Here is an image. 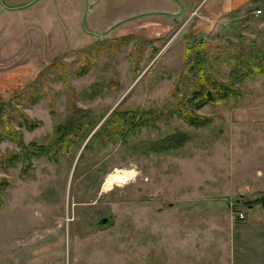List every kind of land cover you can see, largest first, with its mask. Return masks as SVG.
I'll use <instances>...</instances> for the list:
<instances>
[{
    "label": "rangeland",
    "instance_id": "374dc122",
    "mask_svg": "<svg viewBox=\"0 0 264 264\" xmlns=\"http://www.w3.org/2000/svg\"><path fill=\"white\" fill-rule=\"evenodd\" d=\"M30 1H0V119L11 127L0 141V181L8 184L0 195V264L213 263L236 223L264 214L254 201L264 195V75L235 83V97L189 105L210 118L200 128L164 108L191 93L189 44L207 41L209 73L221 81L244 53L236 42L264 46V18L252 13L264 0H180L182 10L176 0ZM150 11L176 14L146 13L91 34ZM82 65L87 70L73 74ZM149 108L164 113L156 129L86 145L113 110ZM75 109L97 121L80 146L33 157L27 169L2 160L19 149L11 135L45 141ZM175 128L192 135L183 147L142 149ZM120 172L134 176L110 182ZM240 211L244 221L232 215Z\"/></svg>",
    "mask_w": 264,
    "mask_h": 264
},
{
    "label": "trees",
    "instance_id": "16d2710c",
    "mask_svg": "<svg viewBox=\"0 0 264 264\" xmlns=\"http://www.w3.org/2000/svg\"><path fill=\"white\" fill-rule=\"evenodd\" d=\"M234 9V8H233ZM237 10H235L236 14ZM262 18L264 16L262 15ZM237 22V21H236ZM125 42V40L123 41ZM205 39H198L195 43L189 44V49L192 50L189 55L190 64L189 71L192 76L196 78L192 81V89L188 98H182V100L176 99L174 104H169L165 107L166 114L174 115L185 121L188 125L194 128H200L207 125L210 122V118L200 117L194 114L188 108L189 105L194 104L195 107H201L207 100L221 102L229 97L237 96L240 91L235 87V83L244 81L245 79L254 75H264V46H261L256 40L236 42L234 50H244L235 57L236 64L229 71L228 81H221L212 76L211 71V57L203 51L202 47ZM226 47V46H224ZM229 52V49H226ZM230 53V52H229ZM75 63L72 62V64ZM56 69L66 74V71L59 70L65 67L64 63L57 62ZM48 70L53 66H46ZM45 67V68H46ZM43 68L42 71L45 69ZM87 65L80 66L73 74L81 75L87 70ZM190 80V77L186 78ZM33 84V83H32ZM32 84H29L30 86ZM211 89L212 95L208 96L207 92ZM201 95L200 99L197 97ZM35 96L32 102L35 101ZM182 105V106H179ZM157 108L149 109H125L113 110L107 118L100 124V126L91 133L88 138L87 144H91L95 139L98 144L110 143L115 140L121 142H127V140L145 129H156L158 127L157 121L164 118L162 110ZM1 116L0 119V141L5 137H9L11 134V127ZM97 121L92 118H88L87 109H75L73 114L63 123H60L54 128L53 135L47 138L45 141L32 140L27 144H24L22 140H15L12 135L10 140L15 141L18 146V151L9 153L2 160L10 166L16 165L18 162H24V168L27 169L32 166L31 159L33 157L40 156H54L56 151L70 149L73 145L76 146L83 142V140L89 135L92 129L95 128ZM192 138L188 132L175 128L163 135L156 136L152 139L141 142V147L146 152L165 153L177 150L184 146ZM8 184L4 181H0V195L2 189ZM254 201L259 202L260 206L264 209V195L259 198H255ZM3 203L0 198V208ZM238 221L242 220L236 218Z\"/></svg>",
    "mask_w": 264,
    "mask_h": 264
},
{
    "label": "crops",
    "instance_id": "0c3cea01",
    "mask_svg": "<svg viewBox=\"0 0 264 264\" xmlns=\"http://www.w3.org/2000/svg\"><path fill=\"white\" fill-rule=\"evenodd\" d=\"M232 215L236 216L235 213ZM244 219L245 213L242 220ZM188 243L186 240V246ZM195 252L198 253L199 250ZM207 264H264V214L256 213L250 221L240 226L236 223L230 243L226 242L224 245L223 254L213 263Z\"/></svg>",
    "mask_w": 264,
    "mask_h": 264
},
{
    "label": "water",
    "instance_id": "95a60500",
    "mask_svg": "<svg viewBox=\"0 0 264 264\" xmlns=\"http://www.w3.org/2000/svg\"><path fill=\"white\" fill-rule=\"evenodd\" d=\"M1 1V0H0ZM37 0H32L30 1L26 6H29L31 4H33L34 2H36ZM177 2H179L180 6H181V10L182 8L184 7V4L180 1V0H176ZM22 7H25V6H22ZM20 7V8H22ZM146 13H152V14H166V15H170L172 16L173 18H175V14L176 13H171V12H167V11H150V12H143V13H139V14H136V15H133V16H130V17H127V18H124L120 21H117L115 22L114 24H112L110 27H108L107 30H104L103 32H100V33H91L93 36H95L96 38L100 37V36H103L104 34H106L109 30H111L112 28H114L116 25H119L120 23L126 21V20H129L130 18H133V17H136V16H141V15H144ZM207 95L210 96L211 95V92L208 91L207 92ZM240 197H243V194H240ZM108 220L107 217H102L100 218V223H106V221Z\"/></svg>",
    "mask_w": 264,
    "mask_h": 264
},
{
    "label": "bare ground",
    "instance_id": "6f19581e",
    "mask_svg": "<svg viewBox=\"0 0 264 264\" xmlns=\"http://www.w3.org/2000/svg\"><path fill=\"white\" fill-rule=\"evenodd\" d=\"M132 176H134V172L115 173L114 176L111 177L110 182L122 183V182L128 181V179H130Z\"/></svg>",
    "mask_w": 264,
    "mask_h": 264
},
{
    "label": "built area",
    "instance_id": "2783aa9c",
    "mask_svg": "<svg viewBox=\"0 0 264 264\" xmlns=\"http://www.w3.org/2000/svg\"><path fill=\"white\" fill-rule=\"evenodd\" d=\"M253 15L255 16H260V15H264V7H256L253 9L252 11ZM236 218L242 219L244 218V213L243 212H238L235 216Z\"/></svg>",
    "mask_w": 264,
    "mask_h": 264
},
{
    "label": "flooded vegetation",
    "instance_id": "af4514ba",
    "mask_svg": "<svg viewBox=\"0 0 264 264\" xmlns=\"http://www.w3.org/2000/svg\"><path fill=\"white\" fill-rule=\"evenodd\" d=\"M172 17V16H171Z\"/></svg>",
    "mask_w": 264,
    "mask_h": 264
}]
</instances>
